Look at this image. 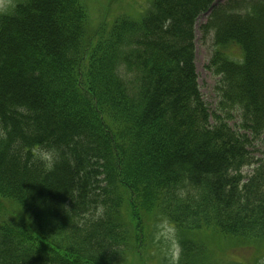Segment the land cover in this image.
I'll use <instances>...</instances> for the list:
<instances>
[{"label": "trees", "instance_id": "obj_1", "mask_svg": "<svg viewBox=\"0 0 264 264\" xmlns=\"http://www.w3.org/2000/svg\"><path fill=\"white\" fill-rule=\"evenodd\" d=\"M5 1L0 264H117L150 217L177 231V264H217L197 232L264 242V151L251 155L264 136V0L218 3L200 27L215 111L195 25L220 0H152L140 19L96 29L86 0Z\"/></svg>", "mask_w": 264, "mask_h": 264}, {"label": "rangeland", "instance_id": "obj_2", "mask_svg": "<svg viewBox=\"0 0 264 264\" xmlns=\"http://www.w3.org/2000/svg\"><path fill=\"white\" fill-rule=\"evenodd\" d=\"M230 0H220L221 4H225ZM93 8L91 29H96L99 22L104 18L111 24L117 17L124 16L130 19H140L141 13L150 6L152 0H86ZM219 3V4H220ZM6 1L0 0V12L5 9ZM96 7V8H95ZM95 8V9H94ZM207 16H201L195 25V66L198 74L199 85L202 95L210 107L215 111L217 106V85L218 77H216L209 69L208 65L211 60L214 44L212 37L203 39L200 27L207 22ZM234 126V123H231ZM263 139L253 140L251 155L256 160L262 158L261 152L264 151ZM49 156L50 152L42 153L41 156ZM257 167L248 166L243 168L244 183L249 178H253L254 169ZM264 170V168H263ZM260 191H264L261 189ZM259 191V192H260ZM150 231H147V239L144 245L132 253L122 254L117 264H177L180 247L178 244V236L175 228L169 224L164 218L153 217L149 219ZM198 243L202 244L206 241V250L210 259L217 264H264V242L256 240L235 241L215 238L212 232L201 231L196 233ZM199 237L203 238L202 243ZM261 243V244H260ZM234 244V245H233ZM239 245V246H235ZM259 246V247H258ZM137 252V253H136Z\"/></svg>", "mask_w": 264, "mask_h": 264}, {"label": "clouds", "instance_id": "obj_3", "mask_svg": "<svg viewBox=\"0 0 264 264\" xmlns=\"http://www.w3.org/2000/svg\"><path fill=\"white\" fill-rule=\"evenodd\" d=\"M41 158L45 161L48 167L52 166L53 161L51 157L42 155Z\"/></svg>", "mask_w": 264, "mask_h": 264}]
</instances>
